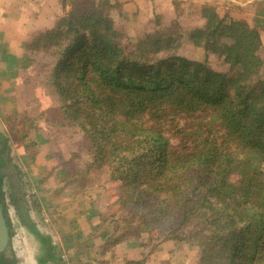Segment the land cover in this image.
<instances>
[{
  "label": "trees",
  "instance_id": "16d2710c",
  "mask_svg": "<svg viewBox=\"0 0 264 264\" xmlns=\"http://www.w3.org/2000/svg\"><path fill=\"white\" fill-rule=\"evenodd\" d=\"M60 3L54 26L24 47L55 57L49 82L58 104L47 109V121L76 128L86 154L79 168L61 160L63 173L81 188L101 178L118 184L123 215L105 248L145 232L151 242L198 246L197 264H264V58L257 25L202 6L204 24L187 37L222 59L228 68L221 72L206 61L158 56L179 48L184 35L176 22H156L131 42L115 27L110 0ZM1 188L0 182L3 207Z\"/></svg>",
  "mask_w": 264,
  "mask_h": 264
},
{
  "label": "rangeland",
  "instance_id": "374dc122",
  "mask_svg": "<svg viewBox=\"0 0 264 264\" xmlns=\"http://www.w3.org/2000/svg\"><path fill=\"white\" fill-rule=\"evenodd\" d=\"M110 1L112 8L109 14L123 39L135 42L155 28L156 22L158 27L176 22L184 35L179 48L176 52H162L159 57L177 55L206 61L216 71L227 70L228 66L222 59L214 54L207 56L187 37L189 29L204 24L202 6L219 9L218 6L197 4L192 0ZM224 14L227 19L231 17L229 12ZM258 26L259 23V29ZM26 52L30 70L25 66L22 70L13 68L10 71L13 76L21 78L16 87L17 96L11 97L5 92L0 94V182L4 202L0 214L3 224L7 220L9 222L8 226H4L8 234V250L13 256L9 264H64L63 253L70 264H77L74 260L84 249H71L70 246H79V240L84 236L83 229L106 230L105 245L117 232L114 231L115 221L123 215V210L115 202L118 184L101 178L94 185L81 188L79 181L70 183L74 177L63 173V162H71V166L79 168L86 154L80 148V135L75 132L78 131L76 128H60L47 121V109L58 104L57 95L49 82L55 57L45 52ZM261 54L264 58L263 48ZM5 87L9 88L10 84ZM167 135L176 145L177 136L173 133ZM72 152H78L77 156H73ZM93 240L91 235L90 243ZM125 241L136 245L139 250L145 242V258L157 251V245L162 243L148 241L145 232L129 234L119 243ZM169 242L176 256L165 259V264H197L200 255L198 246L187 242ZM91 246L94 248L93 243Z\"/></svg>",
  "mask_w": 264,
  "mask_h": 264
},
{
  "label": "crops",
  "instance_id": "0c3cea01",
  "mask_svg": "<svg viewBox=\"0 0 264 264\" xmlns=\"http://www.w3.org/2000/svg\"><path fill=\"white\" fill-rule=\"evenodd\" d=\"M192 1L197 4L216 5L222 13L229 12L231 17L245 20L250 25L259 23L264 50V0ZM62 14L60 0H0V94L7 93L11 97L17 96L16 87L21 82V78L13 76L10 71L13 68L19 71L25 66L30 70L24 43L28 42L35 33L52 28L57 17ZM7 59L10 61L7 62ZM26 60L27 63H25ZM7 84H10L9 88L5 87ZM83 219L84 216L80 221ZM82 231L84 236L80 238L79 246L77 244L70 246L71 249L78 247L84 249L80 257L74 260L77 264H165V259L171 258L172 255L176 256L172 250L173 245L169 241L158 244L157 251L145 258V247L141 244L140 250L136 245H131L126 241L106 248L108 249L106 250L104 249L105 236L108 233L106 230L98 232L90 228ZM89 235L94 238L91 242L94 248L89 241ZM85 246L87 248L90 246V248L87 249ZM103 253L105 255L102 256Z\"/></svg>",
  "mask_w": 264,
  "mask_h": 264
},
{
  "label": "flooded vegetation",
  "instance_id": "af4514ba",
  "mask_svg": "<svg viewBox=\"0 0 264 264\" xmlns=\"http://www.w3.org/2000/svg\"><path fill=\"white\" fill-rule=\"evenodd\" d=\"M2 209V207H1ZM4 214V212H3ZM8 240L6 239V241L3 244H0V264H9L7 263L9 259H12V255H10V252L8 250ZM9 257V258H8Z\"/></svg>",
  "mask_w": 264,
  "mask_h": 264
},
{
  "label": "water",
  "instance_id": "95a60500",
  "mask_svg": "<svg viewBox=\"0 0 264 264\" xmlns=\"http://www.w3.org/2000/svg\"><path fill=\"white\" fill-rule=\"evenodd\" d=\"M5 224H3L1 214H0V244H3L7 239V230L4 228Z\"/></svg>",
  "mask_w": 264,
  "mask_h": 264
},
{
  "label": "built area",
  "instance_id": "2783aa9c",
  "mask_svg": "<svg viewBox=\"0 0 264 264\" xmlns=\"http://www.w3.org/2000/svg\"><path fill=\"white\" fill-rule=\"evenodd\" d=\"M61 256H62V260L64 261V264H70L65 253H63Z\"/></svg>",
  "mask_w": 264,
  "mask_h": 264
}]
</instances>
